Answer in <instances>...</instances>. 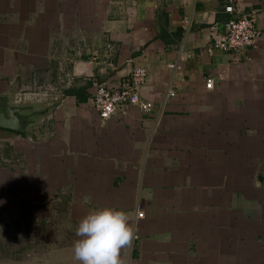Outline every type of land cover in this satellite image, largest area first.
Wrapping results in <instances>:
<instances>
[{"label": "crops", "instance_id": "1", "mask_svg": "<svg viewBox=\"0 0 264 264\" xmlns=\"http://www.w3.org/2000/svg\"><path fill=\"white\" fill-rule=\"evenodd\" d=\"M226 6L0 0V97L33 115L24 133L0 129V211L19 210V229L42 230L30 245L50 250L15 264H78L79 222L103 208L138 227L126 264H264V0ZM253 10L255 46L208 52ZM135 68L148 72L140 96L153 109L103 120L97 88L129 86ZM41 92L50 98L20 100Z\"/></svg>", "mask_w": 264, "mask_h": 264}, {"label": "built area", "instance_id": "2", "mask_svg": "<svg viewBox=\"0 0 264 264\" xmlns=\"http://www.w3.org/2000/svg\"><path fill=\"white\" fill-rule=\"evenodd\" d=\"M195 1V0H190ZM227 6L225 12L229 15H234L237 10L239 0H226ZM259 12L257 10L251 11L249 14L238 19H231L224 24V35L215 37L208 52L212 54L215 50H220L225 53H235L243 51L246 48L255 46L261 38V34L257 29ZM192 22L186 21L185 28L187 30L192 28ZM169 68L176 71L182 70V58L177 63L169 65ZM148 72L143 68H135L131 73L130 85L120 89L114 90L106 86H99L94 95V106L99 112L103 120H108L114 117L121 106L133 105L139 107L144 112H150L153 109L151 103L145 102L141 99L140 90L146 83ZM209 82V87H212V80L204 78ZM176 97L173 90H169L167 99ZM50 98L49 92L30 93L20 95V100L31 101ZM143 213H137V219H143Z\"/></svg>", "mask_w": 264, "mask_h": 264}, {"label": "clouds", "instance_id": "3", "mask_svg": "<svg viewBox=\"0 0 264 264\" xmlns=\"http://www.w3.org/2000/svg\"><path fill=\"white\" fill-rule=\"evenodd\" d=\"M2 203V202H0ZM138 227L129 223L123 210L103 208L82 218L73 241V258L78 264H126L121 252L131 246Z\"/></svg>", "mask_w": 264, "mask_h": 264}, {"label": "rangeland", "instance_id": "4", "mask_svg": "<svg viewBox=\"0 0 264 264\" xmlns=\"http://www.w3.org/2000/svg\"><path fill=\"white\" fill-rule=\"evenodd\" d=\"M0 150L3 151L4 146L1 147L0 145ZM4 163L5 161L0 157V166H4ZM18 211L8 215L0 211V264H15L16 259H23L28 254H45L49 250L42 243L38 245L36 243L34 246L30 245L32 239L34 242L39 239L42 230L39 227V229L35 228L37 227L36 225L31 230L19 229L21 228V220ZM49 232L53 233L54 230ZM53 235L57 237L60 233L55 230ZM24 236H27L26 241L24 240ZM52 248L57 249L60 247L56 245V247Z\"/></svg>", "mask_w": 264, "mask_h": 264}, {"label": "water", "instance_id": "5", "mask_svg": "<svg viewBox=\"0 0 264 264\" xmlns=\"http://www.w3.org/2000/svg\"><path fill=\"white\" fill-rule=\"evenodd\" d=\"M27 108L11 105L6 97H0V129L24 133L33 115L26 114Z\"/></svg>", "mask_w": 264, "mask_h": 264}]
</instances>
